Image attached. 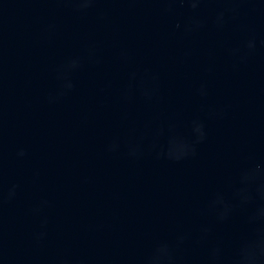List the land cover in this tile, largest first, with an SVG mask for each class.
<instances>
[{
    "label": "water",
    "instance_id": "obj_1",
    "mask_svg": "<svg viewBox=\"0 0 264 264\" xmlns=\"http://www.w3.org/2000/svg\"><path fill=\"white\" fill-rule=\"evenodd\" d=\"M0 264H264V0H0Z\"/></svg>",
    "mask_w": 264,
    "mask_h": 264
}]
</instances>
